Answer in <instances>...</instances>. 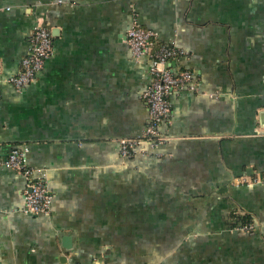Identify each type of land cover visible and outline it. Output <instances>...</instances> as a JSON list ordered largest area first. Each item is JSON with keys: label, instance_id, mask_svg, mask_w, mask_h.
I'll return each mask as SVG.
<instances>
[{"label": "crops", "instance_id": "0c3cea01", "mask_svg": "<svg viewBox=\"0 0 264 264\" xmlns=\"http://www.w3.org/2000/svg\"><path fill=\"white\" fill-rule=\"evenodd\" d=\"M134 18L196 90L169 94L166 140L121 157L148 119ZM36 25L53 53L17 90ZM23 147L51 206L24 211L0 167V264H264V0H0V154Z\"/></svg>", "mask_w": 264, "mask_h": 264}, {"label": "built area", "instance_id": "2783aa9c", "mask_svg": "<svg viewBox=\"0 0 264 264\" xmlns=\"http://www.w3.org/2000/svg\"><path fill=\"white\" fill-rule=\"evenodd\" d=\"M29 43V51L21 58L18 73L8 79L17 90L35 80L37 72L43 68L45 61L53 53L49 30L43 25L34 26ZM125 43L136 59L143 56L149 59L150 79L141 93L148 111L147 123L138 136L124 137L117 141L121 157L131 156L143 143L156 147L166 140L160 126L170 117L169 94L174 90H196L188 69L180 68L174 72L169 67L170 62L184 58L186 52L174 45L159 42L157 34L140 25L136 18L126 30ZM26 153L27 148L23 147L10 149L6 156L0 154V167L10 168L16 175L24 178L22 192L24 211L32 214L47 213L52 198L47 190L44 170L29 166L26 162ZM263 179L264 174H258L252 181L259 182ZM250 227L249 224H242L239 228L248 231Z\"/></svg>", "mask_w": 264, "mask_h": 264}]
</instances>
